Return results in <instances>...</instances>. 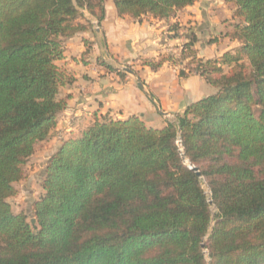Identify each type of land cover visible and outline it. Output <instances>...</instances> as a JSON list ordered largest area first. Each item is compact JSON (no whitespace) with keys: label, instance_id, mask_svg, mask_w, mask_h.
<instances>
[{"label":"trees","instance_id":"obj_1","mask_svg":"<svg viewBox=\"0 0 264 264\" xmlns=\"http://www.w3.org/2000/svg\"><path fill=\"white\" fill-rule=\"evenodd\" d=\"M106 1L0 0V264H264V0H227L242 19L233 51L204 59L185 43L180 77L198 74L216 93L162 127L95 119L51 157L37 223L13 211L15 183L75 80L58 64L65 41L91 26L84 10L101 23ZM196 1L113 0L120 16L168 22Z\"/></svg>","mask_w":264,"mask_h":264},{"label":"crops","instance_id":"obj_2","mask_svg":"<svg viewBox=\"0 0 264 264\" xmlns=\"http://www.w3.org/2000/svg\"><path fill=\"white\" fill-rule=\"evenodd\" d=\"M217 1L198 0L179 10L168 22L152 15L143 16L142 19L120 16L113 0H107L106 14L100 23L101 33L99 30L93 31L91 24L86 31L65 41L66 51L62 61L67 62L65 66L75 80L60 91L61 94L65 90V95L61 97L66 96L67 100V106L59 114L56 125V129L62 130L61 138L66 140L79 136L95 119L103 117L124 119L139 115L147 124L162 127L170 121L168 114L176 116L191 102L207 96L202 90L201 84L205 80L202 76L192 73L180 77L176 66L167 60L157 70L142 65L137 70L140 71L141 82L136 75L124 76L107 68L99 56L107 48L115 57L127 59L129 63L137 64L141 57L156 58L158 61L165 51L176 50L182 42L192 38V49L198 57L204 59L220 56L228 50L233 51L240 44L228 36L236 22V7L233 3L231 6L227 0H220L225 4L220 3L224 4V9L218 14L215 7L217 4L214 3ZM225 11L232 13L227 15ZM88 14L85 12L86 18L92 23ZM227 18L228 21L224 22ZM174 22L178 23V32L182 31L179 33L183 36L170 37L169 23ZM217 30L224 31V37L219 43L210 41L213 37L210 34H215ZM183 32H187L186 35ZM166 33L169 37H165ZM105 36L108 45L102 41ZM188 61L189 58H186L180 61V65Z\"/></svg>","mask_w":264,"mask_h":264},{"label":"rangeland","instance_id":"obj_3","mask_svg":"<svg viewBox=\"0 0 264 264\" xmlns=\"http://www.w3.org/2000/svg\"><path fill=\"white\" fill-rule=\"evenodd\" d=\"M214 3L217 4L215 6L216 11L218 9L217 12H218V14H220V12H221L220 10L224 9V7L222 5H224L225 3L223 1L220 2V0H218L217 2H214ZM220 3H224V4L221 5ZM232 5L233 4L231 3V6ZM233 6L235 7V5H233ZM225 8L229 9L228 6H225ZM232 12L234 13V10ZM232 12L231 11L230 12L225 11L224 14L231 15ZM87 14H88V12H87ZM88 16L92 20L91 24H92L93 31L99 30V32H100L101 27L99 29L98 28L96 29L94 27V24H93L94 23L93 21L98 20V18L94 17L90 14H88ZM135 19H137V18H135ZM234 19L236 20L235 23L242 21V19L240 17H237V16L235 17V15H234ZM227 21H228V18L224 20V22H227ZM99 25L101 26V24H99ZM223 32H220V30H217V31H215V34H210V37L213 36L212 38H210V41H216L217 43H219L220 42L219 40L224 37ZM186 33L187 32H185L184 35H186ZM171 35H170V37H172ZM166 36L169 37V35H167V33H166L165 37ZM178 36L181 37L183 35H180V33L178 32ZM102 37H103V35H102ZM107 40L108 39L105 36V39H103L102 41L105 42L106 45H108ZM185 43L186 42H182V44H180V47H178L176 50H173V49L167 50L161 56H159V59L165 58V59H167L169 64L176 66L175 67L177 69L176 71L179 74H180V70H183V69H185L186 71L189 70V66L187 64L180 65V61L185 60L183 57V51L185 49L184 48ZM87 45H88V43H86V46ZM182 47H183V49H182ZM109 51L110 50L105 48V49H103V51L101 52V54L99 56V59L102 61L103 64H105V66L107 68H112V70H114L116 73L124 75V76L127 74H131L133 76L136 75L139 77L141 82H142V78H140V76H139L140 71L137 72V70L140 69V67L142 65H145V62L147 60H153V59H154V61L157 60L156 58L141 57L137 64L136 63H129V61H127V59H122V58L120 59L118 57H115L114 53L111 51L109 52ZM65 63H67V62H64L62 60L58 61V64L61 67L68 70V68H66V66H65ZM129 69H131L134 72L133 73L130 72ZM68 72L71 73L69 70H68ZM201 85H202V90H204L206 95L214 94L218 91V88L216 86L208 83L205 80L203 81V83ZM62 95H65L64 89H63L62 93L60 94V97ZM63 97L66 98V96H63ZM167 117L170 121H173V122H175L177 120V115L175 116V115L168 114ZM147 125L148 126H157L154 124H147ZM61 131H62L61 129L59 130V129H56V127H55L52 130L50 136L46 140L39 141L36 144L34 154L28 159V161L24 165V170H25L24 178L15 183V186L17 188V193L14 196H11L10 198H8V201L10 202L13 211L26 213L30 222L32 221L33 218H35L34 208H33L34 203L44 193L43 181H44V178L46 175L47 165H48L51 157L57 152V150L59 149V147L61 146L63 141H65L61 138V135H60ZM204 188L208 189V186L206 184H204ZM212 210L214 213L217 211V209L214 205L212 206ZM36 223L37 222H34L33 224L35 225ZM205 252H206V254H208L207 249H205Z\"/></svg>","mask_w":264,"mask_h":264},{"label":"water","instance_id":"obj_4","mask_svg":"<svg viewBox=\"0 0 264 264\" xmlns=\"http://www.w3.org/2000/svg\"><path fill=\"white\" fill-rule=\"evenodd\" d=\"M129 71L132 72V73L134 72V71H132L131 69H129ZM140 84H142V83L140 82ZM179 143H180V145H182V143H181V138H179ZM182 153H183L184 160H185V162H187L188 166H189L190 168H192V169L197 173V175H198L199 177H203L202 172L200 171L199 167L196 166V165H194L193 163H191V162L186 158V156H185V154H184V150H183V148H182ZM210 192H211V191H210ZM209 202H210L211 206H213V201H212L211 195H209ZM34 222H36V218H33V219H32V223H34ZM202 247H203V248H206V244H205V243H202Z\"/></svg>","mask_w":264,"mask_h":264},{"label":"built area","instance_id":"obj_5","mask_svg":"<svg viewBox=\"0 0 264 264\" xmlns=\"http://www.w3.org/2000/svg\"><path fill=\"white\" fill-rule=\"evenodd\" d=\"M84 12H87L86 10H84ZM94 23V27L97 29H99L100 28V22L98 21V20H95V21H93ZM180 33H182V31H179ZM182 49H183V47H182ZM204 184H206L205 182H204ZM207 185V184H206ZM206 193L208 194V196L209 195H211V192H210V189H209V187H208V189H206Z\"/></svg>","mask_w":264,"mask_h":264},{"label":"bare ground","instance_id":"obj_6","mask_svg":"<svg viewBox=\"0 0 264 264\" xmlns=\"http://www.w3.org/2000/svg\"><path fill=\"white\" fill-rule=\"evenodd\" d=\"M187 163V162H186Z\"/></svg>","mask_w":264,"mask_h":264}]
</instances>
